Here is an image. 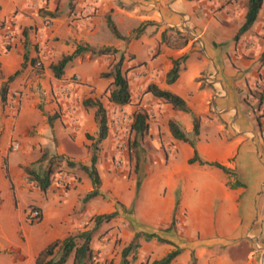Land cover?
<instances>
[{"label":"crops","instance_id":"1","mask_svg":"<svg viewBox=\"0 0 264 264\" xmlns=\"http://www.w3.org/2000/svg\"><path fill=\"white\" fill-rule=\"evenodd\" d=\"M248 5V0H0V264H37L51 244L92 230L96 216L112 213H118L113 230L93 234L91 248L100 264H119L120 248H128L137 234H156L176 246L141 237L134 264H154L176 247L183 252L171 264H264V128L248 102L250 89L264 81V5L250 30L237 38ZM180 34L189 39L186 46ZM78 46L88 50L56 78L53 65ZM104 50L116 53L99 54ZM122 56L132 92L126 110L155 117L148 120L147 135L159 150L157 166L140 191L126 184L125 191L105 199L101 187L100 196L84 203L93 183L82 169L76 178L72 167H91L89 146L99 136L97 109L85 101L107 97L114 77L103 74ZM185 56L178 80L168 84L174 61ZM151 85L180 96L191 113L148 93ZM61 87L73 89L70 102L58 96ZM194 117L201 119L199 158L230 172L190 162L195 149L175 139L170 122L193 139ZM12 142L21 149L11 151ZM110 143L108 137L101 144ZM58 158L73 173L42 191L26 168L38 163L41 169ZM33 208L43 214L36 225L27 220Z\"/></svg>","mask_w":264,"mask_h":264},{"label":"trees","instance_id":"2","mask_svg":"<svg viewBox=\"0 0 264 264\" xmlns=\"http://www.w3.org/2000/svg\"><path fill=\"white\" fill-rule=\"evenodd\" d=\"M264 5V0H249L248 5V12L246 15V22L240 29L237 38H239L241 35H243L245 32L250 30V28L254 25V23L257 21L260 11L262 10ZM112 25V24H111ZM113 30L115 28L113 27ZM179 39L181 40L182 44L186 46L189 42V39L184 37L182 34H180ZM88 49L78 46L76 51L68 56H64L57 64L53 65L52 71L56 78L61 79L62 76L65 73V69L67 66L78 56L86 52ZM116 53V51H110V50H104L100 51L99 54L105 55V54H112ZM124 57L118 61L114 66H112L111 71L108 73L103 74V77H114V82L110 86L112 88V91L110 92L109 100L112 104L117 106H126L131 103L132 99V92L131 87L129 84L128 79L123 73V62ZM187 57H183L181 61L176 60L174 61V67L170 71L167 77V83L173 84L175 83L180 74V66L181 64L186 61ZM4 95L6 93V88L3 90ZM148 93H152L155 97L163 100L167 104L172 105L175 109L182 111L184 113H191V110L189 109L187 103L185 100H183L180 96L167 91L162 90L159 87L155 85H151L148 90ZM248 102L249 105L252 106L253 109L258 115V127L260 130H263L264 128V90H260L254 86L250 89L249 95H248ZM85 105L89 107H94L97 109L96 118L97 122L99 124V136L96 141L95 147H94V155L92 158V165L91 167L80 165V168L91 178L93 183V191L89 193L84 198V203L89 202L90 200L100 196V189L102 186V180L100 177V173L97 168L98 163V146L101 145L103 141H105L108 138L109 128H108V116H107V110L100 100H87L85 101ZM148 114L145 112H138L136 113L134 117V123H133V131L135 132V138L138 142L139 140L143 139L144 135L148 131ZM200 127H201V119L194 117V133H193V139L188 137L187 134L183 131V129L174 121L170 122V129L175 137V139L179 141H183L185 143H189L194 149H195V156L193 159H191V163L200 162L203 165H210L213 167H217L219 169H222L225 172H230L228 168H226L223 165H220L218 163H206L202 161L199 158L198 152L196 150V137L200 134ZM43 162L42 160L40 161ZM52 165V163H50ZM70 165H73V163H70ZM34 165L33 167L26 168V172L29 175V180L32 182H35L38 184V187L42 191H47L50 186L53 184V178H52V166L51 168H48L46 170L43 169H37ZM242 184H240L241 186ZM140 185L138 186V188ZM67 188V187H66ZM118 216V213H112V214H104L99 215L94 218L95 227L92 230L85 231L82 233H79L78 235H71L67 237L64 240L56 241L55 243L51 244L46 250H44L37 258V264H68V262L73 259V264H89L91 260H93V250L91 248V243L93 239L94 232L100 228L105 222H110L114 218ZM145 238L147 241H150L152 239H157L159 242L168 243L171 245H174L172 242L166 241L162 238H160L156 234H137L135 241L125 249L123 254V261L126 263L128 260V255L130 251L135 248L137 249L140 247L139 242L137 241L139 238ZM176 246V245H174ZM183 250L179 247H176V250L169 253L166 257L163 259L154 262V264H171L181 253Z\"/></svg>","mask_w":264,"mask_h":264},{"label":"rangeland","instance_id":"3","mask_svg":"<svg viewBox=\"0 0 264 264\" xmlns=\"http://www.w3.org/2000/svg\"><path fill=\"white\" fill-rule=\"evenodd\" d=\"M262 82L264 83V81ZM110 86L106 92L109 94L105 95L107 97H102V103L107 110L109 125L108 137H110L111 143L108 145L101 144L97 148L98 164H100L99 168L102 174L101 187L107 191L105 199H111V195L115 190L125 191L126 184L130 185L131 189L137 192L140 191L151 170L157 166L155 156L159 152L152 142L154 137H149V135H147L148 133L144 135L143 139L139 140L138 142L136 141L135 132L133 131L134 117L136 114H133L132 111H127L125 106L116 107V105L110 102L109 97L110 92L112 91ZM96 100L98 101L99 99ZM148 116V120H153V118H155L151 115ZM95 139L97 140L98 136ZM89 141L91 142L92 140ZM94 147L95 145H93V147L89 146L90 152L92 149L94 151ZM50 163L53 164H44L42 165L41 169L46 170L52 166L53 183L60 175L64 173H73L66 170L71 168V166L69 167L67 161L64 159L59 160L58 158V160L56 159L54 162ZM72 170H74V175L77 178V173L81 172L80 165L74 163ZM110 174L114 175L111 176ZM115 178H118L117 183L114 181ZM139 185L140 187L138 188ZM129 211L133 212V206L130 207ZM38 223L30 224L36 225ZM114 223V220L105 222L98 231L103 233V236H105L111 230H113ZM106 229L109 230L105 233ZM79 233L80 232L75 235H78ZM117 243H120V240H118ZM115 249L117 250L116 247ZM124 251L125 249L122 250V248H120L118 254L123 253ZM131 251L132 252L129 254V260L125 263L122 259L119 264H134L135 261L138 260V252L134 250V248ZM114 261L115 260H112V262L107 261L106 264H114ZM89 264H100L98 263L97 259H95V253L93 260H91Z\"/></svg>","mask_w":264,"mask_h":264},{"label":"built area","instance_id":"4","mask_svg":"<svg viewBox=\"0 0 264 264\" xmlns=\"http://www.w3.org/2000/svg\"><path fill=\"white\" fill-rule=\"evenodd\" d=\"M42 63L38 62L37 63V68H41ZM256 88L260 90H264V83L263 82H257ZM57 94L59 97L62 98V100L66 103L70 102L71 97L73 95V89L71 87H61L57 89ZM21 149V145L18 142H12L10 145V150L15 152L19 151ZM60 187H65L66 185L62 181L57 182ZM66 188V187H65ZM43 214L39 209L33 208L28 212L27 215V220L30 223H38L42 220Z\"/></svg>","mask_w":264,"mask_h":264}]
</instances>
